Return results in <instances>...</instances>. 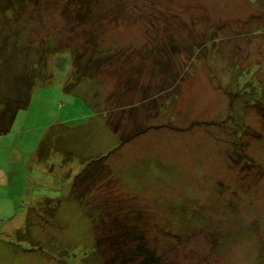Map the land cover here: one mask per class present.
I'll use <instances>...</instances> for the list:
<instances>
[{
  "label": "rangeland",
  "instance_id": "374dc122",
  "mask_svg": "<svg viewBox=\"0 0 264 264\" xmlns=\"http://www.w3.org/2000/svg\"><path fill=\"white\" fill-rule=\"evenodd\" d=\"M17 4L0 264H264V0Z\"/></svg>",
  "mask_w": 264,
  "mask_h": 264
},
{
  "label": "trees",
  "instance_id": "16d2710c",
  "mask_svg": "<svg viewBox=\"0 0 264 264\" xmlns=\"http://www.w3.org/2000/svg\"><path fill=\"white\" fill-rule=\"evenodd\" d=\"M70 1L72 3L73 0H70ZM87 2L88 0L86 2L83 0H78V4H82L80 12H78V16L80 17V20L83 18L84 20L85 18H88L87 16L89 12H86L88 9ZM17 3H18V0H0V8L3 7L4 10L11 8V11H12L11 18H16L18 16L17 10L19 8ZM79 17H76V18L78 19ZM5 43L7 45L6 41H4V45ZM26 45L23 44L22 46H26ZM4 47L5 46L1 47V52L3 51ZM47 53H44V56L42 55L40 57H37L36 60L32 63L34 65V69L36 68L37 70V73H35L37 74V76H39L38 69H40L39 70V73H40L41 70H44L46 69L45 67H47V59L45 58ZM1 57H4V55H1L0 58ZM73 66L74 67L70 73V77L72 79H71V82L69 81V85L67 88H70V86L74 82H78L82 80V78H84L87 75L85 66H81L78 62H76V60L73 62ZM90 69L92 68L90 67ZM3 82H4V79L0 75V135L11 132L18 110L28 106L29 100H30V93L28 91L26 92L25 89L29 88V86L30 88L32 87V85L35 82V76H33V78H30L29 80H27L26 77L17 79L11 85L10 89L9 87L7 89L3 88L2 87ZM124 142L125 140L121 139V143H124ZM142 263L146 264L144 261ZM155 263L158 264V262L156 261Z\"/></svg>",
  "mask_w": 264,
  "mask_h": 264
},
{
  "label": "crops",
  "instance_id": "0c3cea01",
  "mask_svg": "<svg viewBox=\"0 0 264 264\" xmlns=\"http://www.w3.org/2000/svg\"><path fill=\"white\" fill-rule=\"evenodd\" d=\"M10 133V132H9ZM8 134V133H7ZM7 134L0 135V139ZM7 176L4 174L1 169H0V188L2 187L3 184H6L7 182Z\"/></svg>",
  "mask_w": 264,
  "mask_h": 264
}]
</instances>
